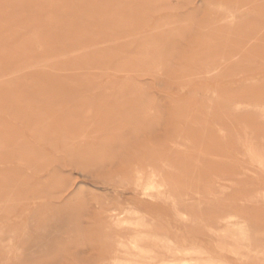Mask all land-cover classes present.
<instances>
[{"label":"rangeland","instance_id":"obj_1","mask_svg":"<svg viewBox=\"0 0 264 264\" xmlns=\"http://www.w3.org/2000/svg\"><path fill=\"white\" fill-rule=\"evenodd\" d=\"M4 73L0 264H113L131 211L206 259L264 264V174L243 146L264 148V0H0ZM231 214L248 260L211 232Z\"/></svg>","mask_w":264,"mask_h":264},{"label":"bare ground","instance_id":"obj_2","mask_svg":"<svg viewBox=\"0 0 264 264\" xmlns=\"http://www.w3.org/2000/svg\"><path fill=\"white\" fill-rule=\"evenodd\" d=\"M235 21L236 18L231 17V23L233 25ZM7 76L8 74L4 73L0 75V78L6 79ZM261 107L262 106L260 105H255L252 108L260 109ZM234 109H240V106L235 105ZM251 138L243 143V146L246 149V155L249 157L250 164L256 169V171L264 174V148L257 146L252 147L250 145ZM164 167L167 168L168 166L165 165ZM168 168L171 169L170 167ZM143 179V173H138L139 183H142ZM168 188L169 183L163 178L160 179L156 174H152L147 180L143 182V189L145 192H157L158 194L162 195ZM260 200L264 201V197ZM173 201L175 204H178L177 199H173ZM130 214L134 219L121 220L120 223H118V226L133 228L135 230L134 234L131 237L129 236V241L118 242L117 249L118 254H120L121 257L115 259L112 262L113 264H227L224 261L206 259V251L202 247L182 248L175 244L167 234L163 236L156 234L153 231V227L156 222L154 220L149 222L147 220V216L144 213L140 214L131 211ZM181 217L187 221L189 219L187 215H183ZM219 222L223 224L221 228L211 229V232L217 238V246L223 251L238 255L241 259L248 260L250 251V238L252 233V229L248 225L249 222L242 219L241 217H238L237 220V216L232 214L221 218ZM2 233L3 232H1L0 235ZM11 238L12 236L8 241H3L0 239V245L2 246V250L5 253L7 252L6 254H10L12 250L9 245L4 244H10ZM243 244L246 246V248H243ZM243 250H245V252H243ZM12 252H14V250ZM189 257H192V261H189Z\"/></svg>","mask_w":264,"mask_h":264}]
</instances>
